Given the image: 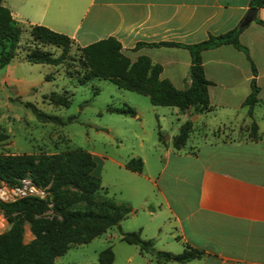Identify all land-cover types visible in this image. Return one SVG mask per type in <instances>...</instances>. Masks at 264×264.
<instances>
[{
    "label": "crops",
    "instance_id": "0c3cea01",
    "mask_svg": "<svg viewBox=\"0 0 264 264\" xmlns=\"http://www.w3.org/2000/svg\"><path fill=\"white\" fill-rule=\"evenodd\" d=\"M1 2L19 25L43 24L67 34L78 46L112 35L120 42V51L130 60L139 54L147 55L152 62L161 65L159 77L168 79L179 89L189 84L190 55L183 44L238 25L249 7L248 0ZM254 17L264 20V6L256 8ZM254 17L238 32V40L246 47L249 59L242 50L229 43L200 51L204 76L209 80V109L198 114V121L206 123L209 128L229 125L237 134L239 124L253 120L257 137L222 139L217 138V133L195 132L179 148L167 143L163 149L157 146L158 141H153L149 144L150 150H144L153 159V171L145 175L146 181L140 177L145 166L142 152L133 155L142 159L140 170L124 166L130 157L115 160L123 168L122 172H127L134 180L130 187L136 195L137 208L144 211L143 215H137V208L129 205V213L135 218L133 229L138 230L143 238L152 237L158 249L175 253L181 250L184 242H188L204 250L201 256L184 262L167 259L160 264H264V130H261L264 122L260 124L253 117L254 105L264 102L261 88L264 81V24ZM137 41H174L178 44L134 47ZM21 55L14 56L4 65L3 83L12 78L9 75L18 60H24ZM250 61L256 69L255 82L260 89L248 115L247 105L242 101L250 91ZM27 85L30 87L33 82L28 80ZM188 110L180 111L176 106H170L160 112L155 110V115L159 119L166 112L173 114L178 129L179 124L192 115ZM133 116H138V112ZM174 134H171V140ZM89 152L93 158L94 154ZM105 157L99 155L100 166ZM168 168H175L174 178H179L180 187L167 183ZM192 173L193 178L190 177ZM124 218L126 216L116 224L117 237L120 231H127L119 229ZM162 218L166 219L169 229L163 241L159 236ZM127 244L132 247L125 248V263L154 264L153 258L148 253L139 252L136 244Z\"/></svg>",
    "mask_w": 264,
    "mask_h": 264
},
{
    "label": "trees",
    "instance_id": "16d2710c",
    "mask_svg": "<svg viewBox=\"0 0 264 264\" xmlns=\"http://www.w3.org/2000/svg\"><path fill=\"white\" fill-rule=\"evenodd\" d=\"M0 0V67L4 66L17 55L21 25L11 16L7 6ZM249 6H264V0H248ZM264 24V20L254 17ZM31 45L22 48L21 57L32 63L57 64L64 59L72 42V38L63 32L33 23L28 24ZM242 26H234L217 34L183 44L189 51L190 59L187 69L189 84L182 89L174 87L166 78L159 77L161 65L152 62L147 55L139 54L130 60L120 51V42L112 35L98 38L87 44L78 46L80 61L83 66L81 73L72 77L77 83L97 77L113 82L117 87L129 89L147 96L154 105L176 106L184 110L189 106L196 111L209 109L207 85L209 80L204 76L200 51L222 43H229L244 52L249 59L246 47L238 40V32ZM42 44L60 46L57 55L42 48ZM147 45H176L174 41H137L134 47ZM250 91L242 104L247 105V114H251L252 106L257 100L260 87L255 82L256 69L250 61ZM71 76V75H69ZM47 77V75H46ZM264 91V81L262 84ZM47 100L54 105H67L70 97L66 90L50 91ZM39 120L55 119L56 116L39 110L33 103L25 101ZM105 110L123 115H135L136 111L127 104H107ZM191 126L189 119L178 126L172 136L174 148L182 146ZM257 126L252 120L249 137H257ZM158 139L161 133L158 131ZM7 134L0 131V140ZM94 160L89 151L81 147H69L51 153H0V179L10 186L20 185L22 178L39 187L46 194L43 197L24 194L12 200L0 199V211L6 217L9 226L0 232V264H55V256L63 253L71 244L84 243L99 235L107 228L118 224L131 207L126 201H116L100 185L98 175L92 172ZM131 170H140L142 159L131 156L124 162ZM28 224L32 237L22 240L23 224ZM119 238L126 243L138 246L141 253H148L154 264L172 259L184 262L204 253L202 248L183 243L179 252L158 249L152 237L143 238L138 230L120 231ZM113 252L108 245L97 253V262L110 263ZM58 264H74L73 262Z\"/></svg>",
    "mask_w": 264,
    "mask_h": 264
},
{
    "label": "rangeland",
    "instance_id": "374dc122",
    "mask_svg": "<svg viewBox=\"0 0 264 264\" xmlns=\"http://www.w3.org/2000/svg\"><path fill=\"white\" fill-rule=\"evenodd\" d=\"M28 28V25L21 27L16 56L22 54L24 46L31 45ZM41 47L49 50L52 55H57L61 51L60 46L51 44H42ZM3 69L4 66L0 67V131H4L7 137L0 140V153H51L75 146L91 151L94 154L93 172L98 175L100 184L106 188L107 195L117 201L127 200L130 206L137 208V198L130 187L134 180L128 176L127 172H122L123 168L119 167L115 160L123 161L137 152H142L145 166L140 177L146 181L145 175L153 171V159L145 152L150 148L149 144L158 141L157 146L163 149L164 144L171 143V134L177 132L176 117L173 114L166 112L164 117L159 119L155 115V110L160 112L169 109L170 106L152 105L146 95L117 87L105 78L93 77L82 84L77 83L72 76L75 73H81L83 66L75 43L70 44L64 59L55 65L18 60L9 75L14 78L7 77L4 83L1 81ZM28 80L33 82L30 87L27 85ZM52 90H66L70 97L69 103L54 105L48 101L46 95ZM25 101L33 103L47 114L56 116L58 120H39L31 108L24 104ZM107 104L116 106L127 104L138 112V116L106 111ZM188 108V111L192 113L188 118L191 121L187 134L189 138H192L195 132L217 133V138L222 139L249 137L248 131L252 120L239 124L236 134L229 125L206 127V123L198 121V114L202 111H196L192 109V106ZM262 113H264V102L256 103L253 107V117L260 124L264 122ZM158 130L163 135L161 140L157 139ZM261 130L264 129L261 128ZM219 131L221 134L218 133ZM99 155L106 156L101 166L98 161ZM174 172L175 168H168L166 180L169 185L178 188L181 181L179 178H174ZM190 177L193 178L194 173ZM3 184L0 182V186ZM5 186L10 187L8 184ZM152 197L151 200L154 199ZM135 211L137 215L144 213L138 208ZM134 220L132 214L128 213L121 221L119 229L134 230L132 227ZM160 222L159 236L163 241L169 229L165 218H162ZM8 226L6 217L0 211V232ZM117 234H119L117 226H111L106 233H101L87 242L71 244L63 253L55 256L53 262L55 264L68 262L100 264L96 260L97 253L109 245L113 252V260L107 264H146L134 261L124 262L125 248L132 246L120 240ZM31 237L28 224L24 223L22 240L27 241Z\"/></svg>",
    "mask_w": 264,
    "mask_h": 264
},
{
    "label": "built area",
    "instance_id": "2783aa9c",
    "mask_svg": "<svg viewBox=\"0 0 264 264\" xmlns=\"http://www.w3.org/2000/svg\"><path fill=\"white\" fill-rule=\"evenodd\" d=\"M1 183L7 185L3 180L0 179ZM0 186V199L1 200H12L16 197L24 194L35 195L43 197L45 194L44 189L34 185L30 179L22 178L20 185L10 186L9 188L5 185Z\"/></svg>",
    "mask_w": 264,
    "mask_h": 264
},
{
    "label": "water",
    "instance_id": "95a60500",
    "mask_svg": "<svg viewBox=\"0 0 264 264\" xmlns=\"http://www.w3.org/2000/svg\"><path fill=\"white\" fill-rule=\"evenodd\" d=\"M256 8H257L256 6L247 7L243 16L241 17V19L238 22V26H242V25L246 24L247 22H249L254 17V15L256 13Z\"/></svg>",
    "mask_w": 264,
    "mask_h": 264
}]
</instances>
